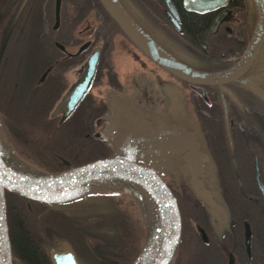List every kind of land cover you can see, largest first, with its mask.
Returning a JSON list of instances; mask_svg holds the SVG:
<instances>
[{
  "label": "flooded vegetation",
  "instance_id": "flooded-vegetation-1",
  "mask_svg": "<svg viewBox=\"0 0 264 264\" xmlns=\"http://www.w3.org/2000/svg\"><path fill=\"white\" fill-rule=\"evenodd\" d=\"M115 1L155 47L182 67L187 70L191 68L189 71L201 75H215L233 67L243 55L257 25L255 0ZM54 3L55 0H0V75L4 71L10 72L9 90L12 92L22 87L25 94L27 91L29 95L35 91L45 92L47 98H55L48 115L69 85L66 82V73L72 72L74 79L77 78L84 68L86 57L96 46L99 47L98 59L92 80L83 97L91 92L94 85L100 84L99 81L101 82L102 79L114 92L123 91L110 59L106 63L114 72L119 88H111L105 75L100 78L96 76L97 67L105 62L100 60L104 39L98 38L97 33L106 29L107 34H113L118 33L117 29H119L100 1L59 0L58 21L55 27H53ZM86 6L88 8L82 13ZM89 15L96 20L107 16L114 25L101 28L102 22L99 19L93 28L85 22ZM122 35L127 39L123 33ZM128 42L145 59L155 64L129 40ZM263 46L264 38L252 64L238 79L224 85L201 86L205 93L206 86H214V91H209L210 94L216 92L219 101L221 94L225 99V107L227 104L234 105L236 110H242L245 113L251 110L247 107H239L242 102L241 93L251 94L261 102V108L264 109V100H262L264 87L259 83L262 81H259L253 73L247 74L248 69L252 70L251 67L255 66L256 61L264 62ZM134 62H138L139 66L144 65V62L137 58ZM241 79H248L257 86L260 85L258 87L262 93L245 87ZM232 83L236 85L235 89L229 86ZM103 103L106 106V103ZM229 116L227 115L228 133L229 129L233 132L234 128L244 132V124L235 121L232 115ZM53 117L58 120L59 115ZM99 120L100 118L96 119L93 125L96 126ZM222 126L225 132L224 121ZM93 137L102 139L96 129ZM254 140L255 138H253V144L256 145ZM194 144L191 140H186L180 147L173 145L167 147L171 152L179 153L183 158L193 162L191 175L186 177L187 180L182 185L186 188L184 200L177 197L182 187L175 188L177 184H171V190L177 200L179 216V237L173 250L175 253L173 264H201L199 262L201 259L205 261L204 264H258V252H254L252 257L250 248L251 242L255 244L258 241V225L264 226V203L255 182L251 185L249 194H246L238 175L236 176L233 170L238 192L243 199L249 200V204L226 200L216 172L217 190L215 195L208 193L203 181L205 175L203 166L210 161L214 167V162L205 145L207 157L186 153L185 150L190 149L203 152L198 144L193 146ZM228 151H232L229 146ZM240 160L246 161L247 157H241ZM232 161L234 158H230L231 164ZM161 176L164 179L163 174ZM238 183L243 193L240 192ZM245 235L248 237V250L244 245ZM236 245L240 248H238L239 252L235 249ZM17 262L18 260L11 254V264Z\"/></svg>",
  "mask_w": 264,
  "mask_h": 264
},
{
  "label": "trees",
  "instance_id": "trees-1",
  "mask_svg": "<svg viewBox=\"0 0 264 264\" xmlns=\"http://www.w3.org/2000/svg\"><path fill=\"white\" fill-rule=\"evenodd\" d=\"M87 8L88 6L84 7L82 13ZM99 19L102 22L101 28L114 25L107 16ZM117 30L122 34L119 29ZM106 32L105 29L97 33L98 38L104 39L100 60L105 62L97 67L96 76L100 78L105 75L108 85L116 89L119 86L115 74L106 63L112 46ZM260 64L263 63L259 62L252 66V70L249 69L247 74L253 73L259 81L260 78L264 81ZM181 82L186 84L184 81ZM205 88L208 100H202L194 91L192 98V108L203 143L212 157L226 200L249 204V200L243 199L238 192L230 158H234L237 175L246 194H249L251 185H254L252 171L254 157L264 185L261 177L264 173V133L257 132L258 117L264 115L260 114L264 109L261 108V102L251 94L241 93L242 102L239 104L240 108L250 109L249 113L236 110L234 105L227 104L228 117L231 113L235 121L245 126L244 132L235 128L232 132L229 129L232 146V151L229 152L222 126L220 101L216 92L209 93L214 91L215 87ZM44 93L35 91L29 95L27 91L18 105L19 110L13 112L15 115L13 120H7V125L12 127L18 144L16 152L8 144L14 156L32 168L52 172L110 155L109 146L105 141L93 137L95 131L93 122L106 111L102 101H95L94 97L87 93L71 114L58 123L57 118L48 115L55 98H47ZM253 138L256 145L253 144ZM222 145L226 149L225 155L221 153ZM244 156L247 160H240ZM166 183L171 189L172 183L167 181ZM185 193L186 188L182 187L177 197L184 200ZM4 201L11 254L24 264H51L49 259L51 251L65 245H69L77 254L80 264H128L143 241L144 226L135 211L137 205L134 200L119 192L95 191L50 203L28 200L4 192ZM260 225L258 229L263 235L258 234V238L264 236V228ZM238 248L236 245L237 252L240 249Z\"/></svg>",
  "mask_w": 264,
  "mask_h": 264
},
{
  "label": "water",
  "instance_id": "water-1",
  "mask_svg": "<svg viewBox=\"0 0 264 264\" xmlns=\"http://www.w3.org/2000/svg\"><path fill=\"white\" fill-rule=\"evenodd\" d=\"M99 1L121 32L142 54L167 73L186 82L203 100H207V97L201 86L224 85L238 79L251 64L264 38V0H255L257 25L239 61L222 73L201 75L182 67L155 47L139 31L115 0ZM58 4L59 0H55L53 27L58 21ZM98 55L99 47L96 46L86 57L81 74L67 87L50 111V117L59 115L58 123L70 115L85 94L92 80ZM241 83L253 91L262 93L261 89L248 79H241ZM220 102L225 136L229 149H231L227 111L221 94ZM232 166L237 176L234 161H232ZM29 168L28 171L15 169L0 155V264H11L4 192L16 194L28 200L50 203L69 198L91 185L103 183H119L129 186L144 195L149 202L150 212L148 223H144L143 241L128 264H164L172 254L179 236L178 204L170 187L151 165L129 155L115 153L52 172L41 171L30 166ZM252 171L255 185L264 203V185L260 179L256 157L252 161ZM239 189L243 193L240 184ZM244 245L248 250L246 235ZM49 259L51 264H80L69 245L51 251ZM16 264L23 263L18 261Z\"/></svg>",
  "mask_w": 264,
  "mask_h": 264
},
{
  "label": "rangeland",
  "instance_id": "rangeland-1",
  "mask_svg": "<svg viewBox=\"0 0 264 264\" xmlns=\"http://www.w3.org/2000/svg\"><path fill=\"white\" fill-rule=\"evenodd\" d=\"M85 22L94 28L99 22V18L96 20L89 15ZM107 38L112 41L109 59L123 91L114 92L105 85L104 79L99 81L100 84L91 88L90 93L95 101H103L107 106L106 112L96 122V132L109 146L110 155L115 153L126 154L138 161L147 163L154 167L160 175L163 174L167 182L176 183L175 188H180L191 175L193 162L183 158L179 153L171 152L167 147L171 145L180 147L186 140H191L195 143L193 146L198 144L203 152L190 149L185 150L186 153L207 157L192 108L193 90L187 83L175 79L162 68L145 59L119 31L113 34L108 33ZM136 58L143 61L144 65L139 66L138 62H134ZM65 77L69 85L76 79H74L72 72H67ZM10 81V72H1L0 135L6 146L9 147V144L16 152L18 144L14 138L12 127L7 125V120L11 121L15 117L13 112L19 110L18 105L24 99L25 92L22 87L13 92L9 90ZM229 86L233 89L236 88L234 83ZM260 114H264V112H260ZM258 118L257 132L259 134L260 132L264 133V115ZM11 148L8 149L12 150ZM12 153L14 152L12 151ZM221 153L222 155L226 154L223 145ZM20 163L27 165L21 160ZM203 167L205 169L203 181L207 192L215 195L217 190L215 166L213 167V164L208 161ZM261 177H263L264 182V173L261 174ZM98 189L76 194L74 197L95 191H115L130 198V195L119 190ZM133 199L136 201L135 198ZM136 203L138 202L136 201ZM140 209L138 203L135 206V211L144 226ZM260 226L264 228V226ZM258 234L263 235L260 229ZM256 251L260 256L257 259L258 264H264V236L259 237L255 244L251 242L252 257L254 252L257 253ZM172 253L164 264L173 263L175 253ZM199 262L205 263L203 259Z\"/></svg>",
  "mask_w": 264,
  "mask_h": 264
},
{
  "label": "bare ground",
  "instance_id": "bare-ground-1",
  "mask_svg": "<svg viewBox=\"0 0 264 264\" xmlns=\"http://www.w3.org/2000/svg\"><path fill=\"white\" fill-rule=\"evenodd\" d=\"M60 13V12H59ZM81 15V14H80ZM257 15V14H256ZM77 17V16H76ZM75 17V20H76ZM60 18V17H59ZM257 19V17H256ZM255 19V22L257 21ZM74 20V19H73ZM113 20V19H112ZM60 21V20H59ZM76 22V21H74ZM257 24V22H256ZM70 25V24H69ZM72 26V25H70ZM255 28V27H253ZM254 31V30H253ZM249 39V38H248ZM262 46V45H261ZM264 48V46L262 47V49ZM261 49V48H260ZM262 51V50H261ZM264 54V52H263ZM262 54V55H263ZM241 57V56H240ZM232 58V57H231ZM258 58H259V51H258ZM259 60V59H258ZM254 61H256L254 59ZM253 61V62H254ZM258 61H256L257 63ZM255 63V64H256ZM264 63V62H263ZM71 64V63H70ZM252 64V63H251ZM254 64V63H253ZM254 67V65H252ZM260 66H262L264 68L263 64H260ZM262 68V69H263ZM250 69V68H249ZM248 69V71H249ZM262 69L260 68V70L262 71ZM259 70V69H258ZM259 70V71H260ZM251 71V70H250ZM201 72V71H200ZM263 74H264V69H263ZM166 73V72H165ZM262 74V73H261ZM243 77V76H242ZM263 77V76H260ZM246 78V77H245ZM263 81V78H260V81ZM261 83L260 85L262 87H264V81L259 82ZM258 85V86H260ZM246 87V86H245ZM207 96V95H206ZM225 100V99H224ZM227 106V105H226ZM228 111V110H227ZM115 119V118H114ZM113 119V120H114ZM139 120V119H138ZM4 140V139H3ZM1 135H0V155L2 156V158L5 160V162H7L10 166L14 167L15 169L21 170V171H28L30 170L28 165H23L22 163H20V160L18 158H16V156H14L11 151L8 149L9 147L6 146V144L3 142ZM9 146V145H8ZM98 188H102V189H109V190H119L122 191L123 193H126L130 196H132L133 198L136 199V201L139 203L141 209V215L143 217L144 223H148V217H149V212H150V206H149V202L146 199V197L144 195H142L140 192H138L137 190L129 187V186H125L119 183H103V184H98V185H91L89 187L84 188L83 190H81L78 194L84 193V192H88V191H93V190H99ZM77 255V254H76Z\"/></svg>",
  "mask_w": 264,
  "mask_h": 264
}]
</instances>
